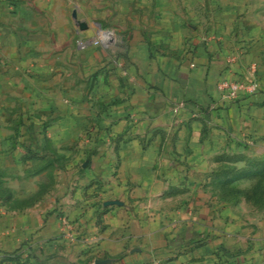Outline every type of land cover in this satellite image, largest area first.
<instances>
[{"label": "crops", "instance_id": "1", "mask_svg": "<svg viewBox=\"0 0 264 264\" xmlns=\"http://www.w3.org/2000/svg\"><path fill=\"white\" fill-rule=\"evenodd\" d=\"M71 1L0 0V264H264V207L210 181L264 159V0H123L121 47Z\"/></svg>", "mask_w": 264, "mask_h": 264}, {"label": "rangeland", "instance_id": "2", "mask_svg": "<svg viewBox=\"0 0 264 264\" xmlns=\"http://www.w3.org/2000/svg\"><path fill=\"white\" fill-rule=\"evenodd\" d=\"M108 1L110 5L109 8H107V13L99 10L100 3L98 2V0H72L71 3L69 4V10L72 12L73 10H75V12L77 13L79 12V14H77L76 17L86 20L87 24L92 26L93 33L92 31L91 33L93 34V36L97 34L99 27H101L102 29L110 30L112 32V35L109 41H111V43L117 46L120 43V42L118 43L117 40L124 37V35H122L124 31L118 30L119 25H123V24L126 25L127 22L131 21L130 18L133 17V15L131 13L122 14L121 12L122 8H118V10L115 9L116 5L120 6L123 4L122 3L123 0H108ZM197 1L199 0H191V5L196 6V3H198ZM204 5L206 7H209V9L211 10V7L213 6L212 0H204ZM143 19H145V17H143ZM204 19H205L204 20L205 24L210 25V22L209 23L207 22L213 19V15H211L210 12L206 13L204 11ZM96 22H99L102 25H97ZM124 34L126 35V32H124ZM74 41H75V45L77 43H79L80 45L87 44L86 37H81L78 36L77 34H75ZM94 44L100 45L99 43L97 44L94 43ZM121 46L122 45H119V47ZM247 157L248 159L236 161L234 165L243 168L247 167V165H249L248 160L251 156H247ZM251 158L260 159L257 157H251ZM219 165H221V163ZM222 167L223 166H221V168L220 166H217V168L221 170L223 169ZM210 181L211 182L213 181L212 176ZM213 185H214L213 193H217L218 196L223 200L228 201L235 199V201L239 202L244 199L247 203L250 204L251 207L257 210H260L264 207V174L247 175L237 179H233L231 183L226 184L225 189L221 188L220 186H217L215 183Z\"/></svg>", "mask_w": 264, "mask_h": 264}, {"label": "trees", "instance_id": "3", "mask_svg": "<svg viewBox=\"0 0 264 264\" xmlns=\"http://www.w3.org/2000/svg\"><path fill=\"white\" fill-rule=\"evenodd\" d=\"M243 154H222L218 160L223 166L222 170L216 168L212 173V182L221 188H226V184L231 183L233 179H237L247 175L264 174V159L249 158L247 167H237L234 163L238 160L248 159ZM233 163V164H230ZM233 189V188H232ZM229 190V189H227ZM232 191V190H231Z\"/></svg>", "mask_w": 264, "mask_h": 264}, {"label": "built area", "instance_id": "4", "mask_svg": "<svg viewBox=\"0 0 264 264\" xmlns=\"http://www.w3.org/2000/svg\"><path fill=\"white\" fill-rule=\"evenodd\" d=\"M110 30L99 27L97 34L91 39L93 43H106L111 39ZM232 59V57H230ZM217 87L223 98L237 99L244 95H251L258 89L257 81L251 79L239 80L232 77L230 71L221 74L217 80ZM157 264V263H152Z\"/></svg>", "mask_w": 264, "mask_h": 264}, {"label": "water", "instance_id": "5", "mask_svg": "<svg viewBox=\"0 0 264 264\" xmlns=\"http://www.w3.org/2000/svg\"><path fill=\"white\" fill-rule=\"evenodd\" d=\"M72 16L76 18V12H75V10H73ZM77 21H78V24H79V27L80 28H85L86 27V24H85V22L83 20H77Z\"/></svg>", "mask_w": 264, "mask_h": 264}]
</instances>
